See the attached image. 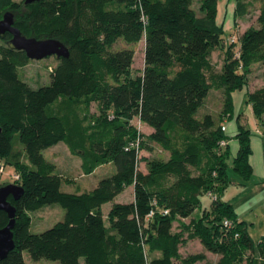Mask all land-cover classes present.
<instances>
[{"label":"trees","instance_id":"trees-1","mask_svg":"<svg viewBox=\"0 0 264 264\" xmlns=\"http://www.w3.org/2000/svg\"><path fill=\"white\" fill-rule=\"evenodd\" d=\"M194 1L0 0V19L9 11L25 36L57 39L68 50L57 58L49 84L34 89L19 78L29 62L25 52L11 46L9 33L0 35V159L15 167L13 183L23 188L18 199L7 198L15 208L14 247L0 264H26L24 251L59 264H211L203 252H179L189 239L217 256L212 264H264V235L255 243L233 205L220 198L234 181L222 127L232 117L231 93L247 87L250 66L264 59V0L259 27L228 45L215 23L216 0H200V16ZM241 11L236 0L235 13ZM142 38L143 71L132 76L131 49L111 48L118 39ZM216 48L224 50L220 69L211 60ZM220 90L219 114L197 118L209 93ZM246 101L261 124L264 86L247 92ZM93 103L96 116L88 110ZM133 117L152 129L146 138L131 126ZM236 122L231 168L245 181L252 174L251 130L239 116ZM221 140L226 144L219 147ZM60 142L80 158L84 174L106 164L113 173L89 190L62 191L61 174L43 155ZM152 144L167 158L145 160L143 171L140 152ZM128 186L132 201L112 203L107 226L102 204ZM202 195L211 198L209 208L202 209ZM50 204L60 205L64 219L30 232L29 212ZM7 222L0 210V228Z\"/></svg>","mask_w":264,"mask_h":264},{"label":"rangeland","instance_id":"rangeland-1","mask_svg":"<svg viewBox=\"0 0 264 264\" xmlns=\"http://www.w3.org/2000/svg\"><path fill=\"white\" fill-rule=\"evenodd\" d=\"M16 2H22L23 0H13ZM242 4V11L239 14L235 13V4L236 0H216V16H215V23L219 26H223L224 33L221 34V39L224 41L226 45L230 43L231 37L241 36L242 33L248 29L258 28L257 18L259 16L261 7L263 5L261 0H239ZM199 2L200 0H195L194 4L192 5L193 9L196 11L198 16L202 15L199 10ZM3 42L0 40V45ZM123 49H131L132 58L130 62V70L132 76L140 75L143 71L144 67V38H142L137 43H128L126 44L122 39H118L117 42L111 48V51H119ZM224 51V50H223ZM223 51L220 48H216L212 54L211 59L212 62L219 68L222 62V54ZM57 64L56 56H48L40 60L29 59V62L26 66L19 68V78L22 81H25L29 84L32 88L36 89L40 86L47 85L50 82V72ZM220 69V68H219ZM248 80V93L255 91L259 87L264 86V59L259 60L257 62L252 63L250 66V72L247 75ZM224 100L223 91H211L208 97L205 99L203 105L199 108L198 113L196 114L197 118H202L205 114H219L222 110ZM247 102L244 100V103L241 108L242 114V122L246 123L249 128H255V121H257L258 129L261 134H264V116L261 118V124L256 120L253 116L251 111V106H248ZM91 114L98 115L100 114L99 108L96 106L95 103L89 105V109ZM238 114V112H237ZM235 119L232 117L230 120L227 119L224 122V127L226 126L232 128L235 125ZM230 123V124H229ZM131 126L136 128L137 134H142L144 138L148 134L152 132V129L145 123L141 122L138 118L133 117L130 120ZM226 144V142H225ZM64 153L66 154L65 149L63 148ZM62 154L61 158H59V167L56 166V170L61 173L62 181H61V190L62 191H75L76 189H80L81 187L83 190L93 188L97 185L98 181L104 177L105 175L111 174L114 171V167L110 165H105L102 167L96 174L91 175L89 179L82 178L80 174V170L76 169V165L74 161L76 160L75 157H68ZM43 155L48 159V149L43 151ZM67 155V154H66ZM158 158L164 160L167 158V153L158 145L152 144V150L148 151L143 149L140 152V157L138 161V168L141 170H145V160ZM229 160V159H228ZM231 162V161H230ZM228 161V163H230ZM15 172V167L4 164L3 172L0 173V185L4 183H13L12 175ZM19 174V173H18ZM236 176V175H235ZM68 177V178H66ZM74 179L75 181L68 180ZM70 184V185H68ZM241 185L244 186H230L226 193H224V199L230 198L234 204L235 209H238V213L241 215L248 214L251 211L250 204L260 200L264 196V177L263 182L259 180L257 177L252 176L240 182ZM231 188V189H230ZM82 190V191H83ZM133 199V186H128L119 193L113 200L110 202L104 203L101 206V212L103 215L104 223L108 226L109 222L107 220V214L111 207L112 203L119 202V203H128ZM210 199L208 195L201 196V207L209 206ZM232 204V205H233ZM252 213V211H251ZM29 216L31 217L30 223V232L32 233H39L48 229L49 227L53 226L55 223L62 221L64 219V210L58 204H50L45 205L42 208L29 212ZM193 216H197L195 212ZM262 215H259L257 212V216L253 214V220L255 224L261 219ZM189 218L185 219L184 222L188 223ZM178 228V224L174 225V230ZM179 252L186 256L188 254L193 253H201L203 252L209 263L215 259V255L207 252L200 241L198 239H189L187 240L186 244L181 245L179 248ZM24 261L26 264H59L58 261L49 260V259H39V260H32L27 251L23 252ZM200 264V263H196ZM242 264H248L244 261Z\"/></svg>","mask_w":264,"mask_h":264},{"label":"crops","instance_id":"crops-1","mask_svg":"<svg viewBox=\"0 0 264 264\" xmlns=\"http://www.w3.org/2000/svg\"><path fill=\"white\" fill-rule=\"evenodd\" d=\"M222 58H223V56H222ZM213 64L215 65V63H213ZM221 65H222V62H221ZM221 65L219 68H221ZM215 67L217 69H219L216 65H215ZM247 92H248V87H243L242 89L235 90L231 93L232 102H233L232 117L235 119V122H234L235 125H233L232 128H229L228 126H226L224 133L227 137V148H228V156L226 158L227 159L226 161H227V163H228V161L229 162L231 161L230 163H228V170H229V174H230L231 178H233L234 181L232 183H230L226 187V189L222 192V194L220 195L222 199L224 198L223 197L224 193L227 192V190L229 189L230 186H232V187L237 186V185L238 186H244V185L240 184L241 180H239L238 177L235 176V174L232 171L231 166H232V161H233V159H234V157L238 151V142H237V139L235 138V135L237 133V122H236L237 116H239L240 122L242 124L246 125V123L242 122L241 108H242V105L244 103V100L246 101ZM247 104H249L248 105L249 107L251 106L250 103L247 102ZM251 111H252V109H251ZM237 112H238V114H237ZM254 125H255L254 129L250 128V130H251V136H250L251 154L249 155L248 160H249V164L252 168V174H251L252 178L255 176L259 180H261V182H263V177H264V134L260 133V131L258 129L259 124L257 123V121H255ZM63 148L65 149L67 155L64 153ZM62 154H65L64 156L68 157L69 159H71V157H75L76 160L74 161V164L76 165V169L80 170V172L78 174H80L82 176V178L86 177L87 179H89V177L91 175L96 174L102 167L105 166V165L98 166L91 173L84 174L82 171V163H81L80 158L77 157L70 150L68 145L64 142H60V143L48 148L49 158L47 159L45 156L44 157L46 158V160L48 162L53 164L55 166V169H56L57 168L56 166L59 167L58 162H59V158H61V156H63ZM106 165H111V164H106ZM62 178H64V177H62ZM66 178H68V177H66ZM68 180L69 181L70 180L75 181L74 179H68ZM68 185H70V184H68ZM79 188L80 189H76L75 191H82L83 190L81 187H79ZM85 190L86 189L84 188L83 191H85ZM224 201H229L231 204H233V202L230 198L224 199ZM210 202H211V199H210ZM209 206H210V204H209ZM209 206L204 207V208H209ZM233 207H234V204H233ZM250 207H251L252 213L250 211V213H248V214L243 213L242 215L240 213H238V209H235V207H234V209L236 210L238 221L245 224L246 229H247L250 237L253 239V241L255 243H257L262 238V236L264 235V196L260 200L251 203ZM195 212L198 213L199 211L195 210L194 213ZM257 212H259V215H262V217L257 222V224H255V222L253 220V214L255 216H257ZM255 254L257 255V252H255ZM216 258H217V256H215V259Z\"/></svg>","mask_w":264,"mask_h":264},{"label":"water","instance_id":"water-1","mask_svg":"<svg viewBox=\"0 0 264 264\" xmlns=\"http://www.w3.org/2000/svg\"><path fill=\"white\" fill-rule=\"evenodd\" d=\"M39 0H24L25 4ZM9 33V40L12 47L25 52L28 59L40 60L48 56H56V58L67 57L68 50L57 39L45 38L37 39L35 37H27L14 25L13 14L6 11L0 19V35ZM23 193V188L14 183H7L0 186V210L7 214V224L0 228V259L6 257L8 252L13 249L14 241L12 228L14 226L15 208L7 200L8 196L18 199Z\"/></svg>","mask_w":264,"mask_h":264},{"label":"built area","instance_id":"built-area-1","mask_svg":"<svg viewBox=\"0 0 264 264\" xmlns=\"http://www.w3.org/2000/svg\"><path fill=\"white\" fill-rule=\"evenodd\" d=\"M236 40H237V39H235V37H231L230 42H235ZM222 130H225V127H222ZM224 145H225V141H224V140H221V141L219 142V147L224 146ZM3 167H4V162H3L2 159H0V173L3 172ZM12 177H13V179H17V178H18V175H13ZM163 213L166 214V213H167V210H164ZM152 214H153V211H151V212L148 214L147 217H151ZM229 223H230V222H229L228 220H225V221H224V224H226V225H228Z\"/></svg>","mask_w":264,"mask_h":264}]
</instances>
